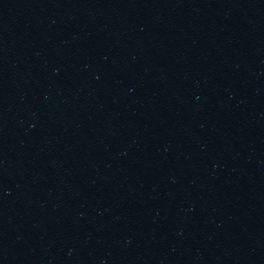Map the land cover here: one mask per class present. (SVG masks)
I'll list each match as a JSON object with an SVG mask.
<instances>
[{"label":"water","instance_id":"1","mask_svg":"<svg viewBox=\"0 0 264 264\" xmlns=\"http://www.w3.org/2000/svg\"><path fill=\"white\" fill-rule=\"evenodd\" d=\"M0 264H264V0H0Z\"/></svg>","mask_w":264,"mask_h":264}]
</instances>
